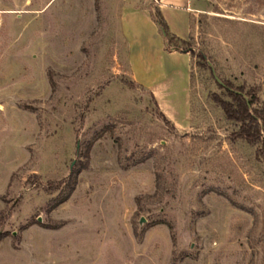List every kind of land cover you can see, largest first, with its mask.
Masks as SVG:
<instances>
[{
    "label": "rangeland",
    "instance_id": "1",
    "mask_svg": "<svg viewBox=\"0 0 264 264\" xmlns=\"http://www.w3.org/2000/svg\"><path fill=\"white\" fill-rule=\"evenodd\" d=\"M226 80L264 114V0H0V264H264Z\"/></svg>",
    "mask_w": 264,
    "mask_h": 264
},
{
    "label": "trees",
    "instance_id": "2",
    "mask_svg": "<svg viewBox=\"0 0 264 264\" xmlns=\"http://www.w3.org/2000/svg\"><path fill=\"white\" fill-rule=\"evenodd\" d=\"M159 24L168 33V26L161 16H159ZM201 57L203 58V55ZM221 86L225 88L230 99L225 100L219 96H213V99L222 108L227 119L240 123L239 129L233 133V136L250 145H259L256 150V157L264 160V114L258 108H252L257 101L256 93L253 89L245 90L244 86H235L227 80ZM159 114L164 121H168L162 112Z\"/></svg>",
    "mask_w": 264,
    "mask_h": 264
}]
</instances>
